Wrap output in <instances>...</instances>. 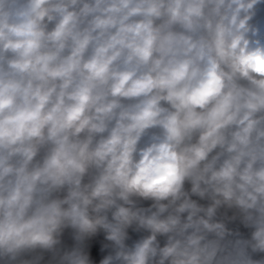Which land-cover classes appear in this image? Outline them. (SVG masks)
Wrapping results in <instances>:
<instances>
[{"label":"clouds","instance_id":"clouds-1","mask_svg":"<svg viewBox=\"0 0 264 264\" xmlns=\"http://www.w3.org/2000/svg\"><path fill=\"white\" fill-rule=\"evenodd\" d=\"M0 264H264V0H0Z\"/></svg>","mask_w":264,"mask_h":264}]
</instances>
